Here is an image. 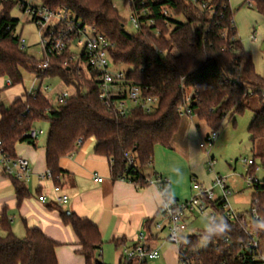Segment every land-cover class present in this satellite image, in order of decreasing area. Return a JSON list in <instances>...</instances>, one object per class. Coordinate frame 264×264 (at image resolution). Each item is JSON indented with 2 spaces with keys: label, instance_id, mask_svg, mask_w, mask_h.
Here are the masks:
<instances>
[{
  "label": "trees",
  "instance_id": "16d2710c",
  "mask_svg": "<svg viewBox=\"0 0 264 264\" xmlns=\"http://www.w3.org/2000/svg\"><path fill=\"white\" fill-rule=\"evenodd\" d=\"M40 1L51 10L67 11L108 39L114 65L128 68L127 81L146 90L145 96L157 97L159 103L152 113L134 108L123 117L109 111L99 99L95 78L88 75L83 60H71L70 50L53 58L50 70L41 71L42 60L34 59L21 48V36L16 35L19 20L11 16L15 7L21 6L24 12L28 5L5 1L0 12V77L9 80L13 87L22 84L23 74L29 73L42 81L59 79L76 90L57 107L42 93H24L9 107L0 106V141L9 158H17L18 142H29L25 137L29 131L47 122L46 161L55 186L62 174L60 159L70 155L80 140L83 145L94 139L95 154L109 161L112 179L132 182L143 189L150 181L142 170L153 164L156 146L172 149L182 124L183 107H188L210 131H219L228 116L243 114L255 98L262 107L255 113L248 133L253 146L257 141L264 142V76L257 74L253 57L239 37L229 0H134L133 11H148L142 16L141 30L134 33L126 30L127 21L114 8L115 0ZM253 9L264 17V0H253ZM150 20H154L153 25ZM258 159L264 169V154ZM10 179L20 206L30 193L23 182ZM254 198L258 201L259 217L264 220V188ZM215 208L222 215L221 220L203 234L188 238L186 248L195 261L251 264L247 229L260 242L264 255V231L257 232L254 218L243 224L233 223L224 218L221 205ZM241 215L250 216V210ZM60 218L78 238L77 253L85 263L101 264L97 252L102 240L96 225L68 211L61 210ZM222 222L228 223L232 231L202 246L201 237ZM58 246L37 228L25 226V237L18 238L12 232L8 215L2 213L0 264H58ZM120 264H125L123 258Z\"/></svg>",
  "mask_w": 264,
  "mask_h": 264
},
{
  "label": "crops",
  "instance_id": "0c3cea01",
  "mask_svg": "<svg viewBox=\"0 0 264 264\" xmlns=\"http://www.w3.org/2000/svg\"><path fill=\"white\" fill-rule=\"evenodd\" d=\"M5 1H16L33 7L41 6L40 0H0V12ZM18 8L21 10V6ZM7 81L0 77V106L9 107L26 91L14 92L12 87H8ZM193 118L197 119L194 115L182 119L172 149L155 147L153 164L142 170L144 177L150 181L143 189H138L132 182L113 180L109 161L95 154L94 140L90 144L87 141L70 155L60 159L59 168L62 174L57 182L61 192L55 193V183L49 179H41V176L49 171L46 161L48 137L46 139L39 137L34 142H18L15 145V156L30 163V177L24 183L30 197L18 206L12 180L0 169V215L6 212L11 223L17 216L22 221L24 229L25 226L37 228L48 239L58 243L56 249L58 264H86L84 257L77 253L80 249L78 238L73 230L61 221V210L75 213L96 225L102 240L97 252V261L101 264H120L123 248L136 244L142 233L147 238L145 244L151 249H158L160 259L166 264H180L178 248L166 242V232L155 230V224L162 222L159 215L162 199L152 181L155 176L167 179L170 183V196L176 202L190 199V181L192 177L196 178V172H199L197 163L192 162L193 159L196 160L195 154L192 153V140L195 136L204 139L211 132L199 120L200 125L196 126ZM205 157L207 163L206 154ZM251 160L257 166L255 159ZM259 174L260 172L257 174L258 178ZM245 176L242 177L241 183L235 178H225L233 189V196L240 192L247 193L249 210L256 193L245 186ZM97 177L103 181L95 182ZM212 181L213 176L211 183L205 184L204 181L201 183L210 187ZM245 188L248 189L247 192ZM58 196H66L67 200L59 204L56 201ZM233 196L229 199L232 209L241 205L237 204L239 200L234 204L230 201ZM41 197L46 198V204L40 202ZM186 236L192 235L186 233ZM117 241H123L124 244L117 246Z\"/></svg>",
  "mask_w": 264,
  "mask_h": 264
},
{
  "label": "built area",
  "instance_id": "2783aa9c",
  "mask_svg": "<svg viewBox=\"0 0 264 264\" xmlns=\"http://www.w3.org/2000/svg\"><path fill=\"white\" fill-rule=\"evenodd\" d=\"M127 7L128 22L132 25L134 32L140 31L142 27V16L147 14V10L136 12L132 10L134 0H123ZM228 1V0H227ZM31 21L38 27L41 36V47L43 52V59L40 65L41 71L50 70L53 58L61 56L65 51L72 52L71 60L78 62L83 60L84 67L88 75L95 78L99 88V99L104 106L112 112H116L125 117L132 109L142 108L148 113H152L157 107L159 100L157 97L145 96L142 87L130 84L127 81V72L116 70V66L110 57L111 44L104 36L99 34L93 28L83 25L73 15L67 11H54L44 6L33 7L27 6L24 10ZM164 15L168 17L167 11ZM151 25L154 20L149 21ZM21 48H25V41L21 38ZM8 87H11V82L7 81ZM50 88L41 85L36 87L35 83L28 92L32 96L38 93L49 91ZM71 94L64 91L57 96V106L63 105ZM181 117H192L193 114L188 107H183L180 110ZM43 135V131L37 128L32 129L26 134L29 141H36ZM219 139L218 131H211L204 137L200 148L207 156V167L210 175L213 176L212 185L207 187L202 183L193 179L192 197L184 202L174 201L168 190L170 183L167 179L157 176L152 183L158 188L161 195V204L159 208V215L162 219L161 223L155 224V230L158 232H166V242L174 245L179 250L180 264H199L188 253L187 244L189 236L187 233V224L185 221V214L200 213L206 215L207 211H211L209 220L211 223H216V218L222 215L217 214L215 206L221 205V210L225 219L233 223H245L248 218L260 219L256 207L257 199L254 198L250 207V216H244L235 212L229 203L230 197L234 192L232 187L228 184V179L220 176L215 171L216 161L212 156L211 151ZM82 146L80 140L77 147ZM0 157L2 172L5 176L13 178L17 181L25 183L30 177V163L21 158L11 159L3 151L2 143L0 141ZM246 166V176L244 184L247 188L255 191L256 195L260 189L264 188V181H261L257 174L259 167L254 164L251 159L244 160ZM41 179L52 180V174L48 171L41 176ZM102 178H95V182L101 183ZM259 189V190H258ZM216 190L219 196L216 195ZM55 193H60L59 186L54 187ZM67 200L66 196H58L57 202L64 203ZM40 202L46 204V198L41 197ZM1 220V215H0ZM247 234L250 236V243L247 246L248 258L251 264H264V255L260 251V242L250 229H247ZM147 238L145 234H140L137 243L123 248L122 257L125 264L132 262L133 264H144L148 261H155L160 259L161 254L158 249H151L145 243Z\"/></svg>",
  "mask_w": 264,
  "mask_h": 264
},
{
  "label": "rangeland",
  "instance_id": "374dc122",
  "mask_svg": "<svg viewBox=\"0 0 264 264\" xmlns=\"http://www.w3.org/2000/svg\"><path fill=\"white\" fill-rule=\"evenodd\" d=\"M38 1V0H37ZM232 10L235 13V22L238 28L239 37L245 47V49L251 53L253 57V62L258 75L264 76V51L261 50L264 44V17L259 15L253 9V0H229ZM249 3L252 4L249 5ZM251 6V7H250ZM114 8L119 12L120 17L127 21L126 30L129 33H134L132 25L128 22V12L126 4L123 0H115ZM11 16L14 19L19 20V25L16 31V35H20L25 41V48L23 49L25 53L34 59L40 61L43 59L44 55L41 47V36L38 27L31 21V18L22 10L15 7ZM180 21H184L183 19ZM116 70L127 72L126 67H117ZM35 83L36 87L39 88L41 85L50 88L49 91L44 92L42 95L46 96L49 102L57 107V96L61 92H68L69 94H74V87H67L59 79H45L40 80L36 78V75L24 73L23 83L20 85L13 86L14 92H28L31 90L32 85ZM1 99V93H0ZM262 107L258 99H253L250 103L249 109L241 115L228 116L221 128L219 129V139L212 149V156L215 157L216 166L215 171L222 177L235 178L238 183L242 182V177L246 175V166L244 163L245 159H255L257 166L259 167V179L264 181V169L262 168V163L258 157L264 154V142L257 141L255 146H253L250 136L248 133V128L254 118L255 113ZM182 119L184 117H181ZM196 122V126L200 125L198 119H192ZM38 130L43 131V135L40 139H46L49 133V123L43 122L37 126ZM197 135V134H196ZM203 137L195 136L192 140V153L195 154L196 160L192 162L197 163L196 178L192 177L190 181V196L192 197V185L193 178L198 180V182H205V184L211 183L212 176L208 172V167L206 163V157L204 151L199 148L202 143ZM94 142V139L88 140V144ZM197 155V156H196ZM1 160V157H0ZM0 162V169H2ZM258 172V173H259ZM247 192L248 189L245 188ZM247 194V193H246ZM246 194L238 193L233 196L230 201L234 204L237 200L241 204L238 207H233V209L238 214H243L247 212L249 208V199ZM216 195L219 196L218 190H216ZM182 201V200H181ZM211 211H207L202 215L200 213L185 214V221L187 224V234L188 235H201L208 231L211 226V221L209 220V215ZM14 214V213H12ZM16 216V215H15ZM220 218H216L218 222ZM12 232L18 238L25 237V229L22 221L16 216L15 220L11 223ZM261 250L264 253V243H261ZM147 264H166L162 259L155 261H148Z\"/></svg>",
  "mask_w": 264,
  "mask_h": 264
},
{
  "label": "clouds",
  "instance_id": "9594fccd",
  "mask_svg": "<svg viewBox=\"0 0 264 264\" xmlns=\"http://www.w3.org/2000/svg\"><path fill=\"white\" fill-rule=\"evenodd\" d=\"M255 223H256L257 232L264 231V220L257 219ZM231 231H232L231 226L226 222H222L218 224L216 228L209 233V235L201 237L202 240L201 244L202 246L206 247L214 238L223 237ZM184 243L187 244L188 241L185 239Z\"/></svg>",
  "mask_w": 264,
  "mask_h": 264
},
{
  "label": "water",
  "instance_id": "95a60500",
  "mask_svg": "<svg viewBox=\"0 0 264 264\" xmlns=\"http://www.w3.org/2000/svg\"><path fill=\"white\" fill-rule=\"evenodd\" d=\"M261 50H262V51H264V44H263V46H262Z\"/></svg>",
  "mask_w": 264,
  "mask_h": 264
}]
</instances>
